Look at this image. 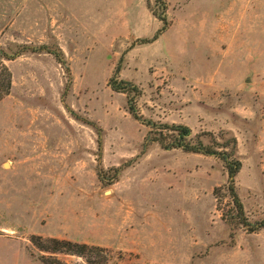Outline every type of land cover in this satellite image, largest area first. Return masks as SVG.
<instances>
[{
	"label": "rangeland",
	"instance_id": "rangeland-1",
	"mask_svg": "<svg viewBox=\"0 0 264 264\" xmlns=\"http://www.w3.org/2000/svg\"><path fill=\"white\" fill-rule=\"evenodd\" d=\"M20 46L0 100V264H264V0H0V48ZM176 126L233 150L249 225L225 161L172 147Z\"/></svg>",
	"mask_w": 264,
	"mask_h": 264
},
{
	"label": "trees",
	"instance_id": "trees-1",
	"mask_svg": "<svg viewBox=\"0 0 264 264\" xmlns=\"http://www.w3.org/2000/svg\"><path fill=\"white\" fill-rule=\"evenodd\" d=\"M28 46H20L18 50H14L13 52H9L4 50L3 48H0V100L7 94L10 93L11 87H12V73L9 69V67L5 64L4 60H13L17 58L19 55L23 54L24 52L28 51ZM32 51H37L35 48ZM59 62L63 61L62 56L60 55L59 51H52ZM113 81V88L117 89L120 92L128 93V87L127 86H118L119 84L124 82H115V79ZM129 96V95H128ZM130 97V96H129ZM131 100V99H130ZM132 101V100H131ZM131 110L134 112V106L130 105ZM175 131H177V137L175 138L176 143L171 144L172 147H180L185 149L189 152L194 153H202L207 155H219L221 159H223L226 163L227 168L229 169V177H230V184H229V190L231 192V195L233 197L235 206L238 211V215L242 220V223L249 225L248 220L245 217V211L243 203L237 193L236 187L234 185V177L237 174V172L240 170L241 163L239 161H231L230 157L233 154V150L230 153L227 152H219L215 150L211 146L204 145L202 143V140L198 139L196 144H192L189 141H186L187 137L191 134V130L188 127L185 126H176L174 128ZM233 143L236 142V139L231 138ZM161 143L165 145V147L169 148L170 145H167L164 143L163 140H161ZM254 230H258L261 228H264V221L259 222L257 225H254ZM33 243L41 250L49 253H70V254H77L80 256L86 255V249L88 246L86 244H80L76 242H71L67 240H61L58 238H46L43 239L39 236H34L32 238ZM89 264H97V262H94L93 260H88ZM46 264H53L52 262H46Z\"/></svg>",
	"mask_w": 264,
	"mask_h": 264
},
{
	"label": "water",
	"instance_id": "water-1",
	"mask_svg": "<svg viewBox=\"0 0 264 264\" xmlns=\"http://www.w3.org/2000/svg\"><path fill=\"white\" fill-rule=\"evenodd\" d=\"M252 80V78L250 77V76H248L247 78H246V82H250Z\"/></svg>",
	"mask_w": 264,
	"mask_h": 264
}]
</instances>
